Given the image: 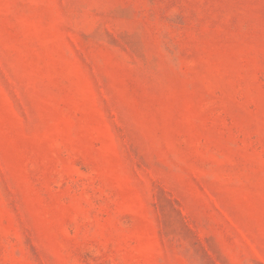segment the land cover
<instances>
[{"label": "rangeland", "instance_id": "374dc122", "mask_svg": "<svg viewBox=\"0 0 264 264\" xmlns=\"http://www.w3.org/2000/svg\"><path fill=\"white\" fill-rule=\"evenodd\" d=\"M0 264H264V0H0Z\"/></svg>", "mask_w": 264, "mask_h": 264}]
</instances>
